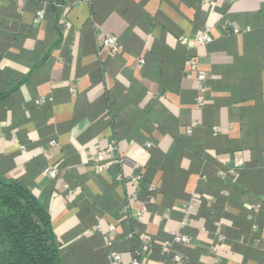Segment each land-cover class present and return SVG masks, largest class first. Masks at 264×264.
Listing matches in <instances>:
<instances>
[{"label": "crops", "instance_id": "0c3cea01", "mask_svg": "<svg viewBox=\"0 0 264 264\" xmlns=\"http://www.w3.org/2000/svg\"><path fill=\"white\" fill-rule=\"evenodd\" d=\"M0 181L61 264H264V0H0Z\"/></svg>", "mask_w": 264, "mask_h": 264}, {"label": "trees", "instance_id": "16d2710c", "mask_svg": "<svg viewBox=\"0 0 264 264\" xmlns=\"http://www.w3.org/2000/svg\"><path fill=\"white\" fill-rule=\"evenodd\" d=\"M0 237L10 258L23 264H61L49 217L36 197L21 185L0 181Z\"/></svg>", "mask_w": 264, "mask_h": 264}, {"label": "built area", "instance_id": "2783aa9c", "mask_svg": "<svg viewBox=\"0 0 264 264\" xmlns=\"http://www.w3.org/2000/svg\"><path fill=\"white\" fill-rule=\"evenodd\" d=\"M38 17L41 18V15L39 14ZM66 26L69 27V24H66ZM211 41H212V39H211L210 35L207 32H203L202 34H200L197 37V44L199 46H205V45L209 44ZM181 43L184 44V43H186V41L184 39H182ZM102 48L106 49V50H109L110 52H113V53L117 52L119 50L118 39L116 37H113V36L106 37L102 41ZM142 62L143 61H141V63ZM188 65H189L190 71L192 73L196 74L197 80L201 83V88H200L201 93H204L203 83H204V81L206 79V73L203 72V71H200L198 69V65H197L195 60H190ZM42 101H43L42 98L38 99L36 101V105H39ZM201 101H202V97H200L198 99V102H201ZM214 131H217V130L215 129ZM148 147H149V145H148ZM114 150H115V146H114V144L111 143V144L108 145V147L105 150H100V151H97L95 153L93 161L95 163L96 170L98 172L105 171L112 164V162L114 160H112V158L110 156H111V153ZM116 163H118V164H130V162L127 159H125V158L116 159ZM235 165L236 166H240L241 165V161L238 160ZM46 175L49 178L54 179V178H56V171L54 169H47L46 170ZM140 180H141L140 176H136V177L132 178V181L134 183H139ZM149 191L150 192H154V189L153 188H149ZM189 223H190V220L188 218H184L181 221L182 226H187ZM171 242H174V243H188L189 239H188L187 236L177 235V236H174L172 238ZM169 244H170V242L166 243V245H169ZM112 257L115 260L118 259V256L115 255V254H113ZM174 261L177 262V263L181 262L180 256H175L174 257ZM131 264H140V263L138 262L137 258H133Z\"/></svg>", "mask_w": 264, "mask_h": 264}, {"label": "rangeland", "instance_id": "374dc122", "mask_svg": "<svg viewBox=\"0 0 264 264\" xmlns=\"http://www.w3.org/2000/svg\"><path fill=\"white\" fill-rule=\"evenodd\" d=\"M3 214H5V208L0 204V218ZM7 247V241L0 237V264H23V262L8 256Z\"/></svg>", "mask_w": 264, "mask_h": 264}]
</instances>
